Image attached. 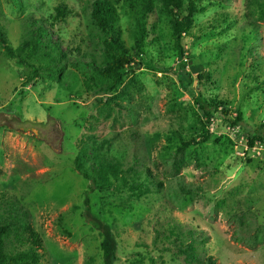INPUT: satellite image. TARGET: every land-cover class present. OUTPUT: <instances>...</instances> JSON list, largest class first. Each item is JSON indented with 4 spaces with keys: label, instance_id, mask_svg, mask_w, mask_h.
<instances>
[{
    "label": "rangeland",
    "instance_id": "obj_1",
    "mask_svg": "<svg viewBox=\"0 0 264 264\" xmlns=\"http://www.w3.org/2000/svg\"><path fill=\"white\" fill-rule=\"evenodd\" d=\"M89 1L0 0V33L15 52L8 56L0 43V195L29 212L43 243L39 264H104L103 237L85 219L87 197L93 214L115 233V264H194L180 252L191 243L217 264H264V144L247 145V135L264 125V0H203L182 40L183 59L156 2L147 24L155 68L130 75L121 87L129 95L115 99L128 110L114 105L111 112L103 102L116 94L89 89L74 66L83 55L86 61L103 59ZM62 3L70 10L63 19L56 11ZM119 12L131 46L132 18L122 5ZM31 18L45 20L70 53L59 81L49 79L41 60L18 50ZM181 65L194 80L209 73L199 90L227 104L226 119L241 113L243 130L218 118L207 124L196 96L179 84ZM31 66L43 68L39 76ZM89 134L98 135V148L82 158L81 141ZM208 134L207 142L177 153L180 140ZM96 154L123 163L127 182L113 176L102 182L93 172ZM78 157L89 177L76 170ZM131 166L143 170L136 182L126 172ZM144 169L164 184L138 196L131 185L145 182ZM25 247L8 246L12 252Z\"/></svg>",
    "mask_w": 264,
    "mask_h": 264
},
{
    "label": "trees",
    "instance_id": "obj_2",
    "mask_svg": "<svg viewBox=\"0 0 264 264\" xmlns=\"http://www.w3.org/2000/svg\"><path fill=\"white\" fill-rule=\"evenodd\" d=\"M159 1V12L169 18L172 26V35L178 49V57H185V49L182 46L184 36L191 33L195 25V15L199 11V4L203 0H90L91 5L90 22L96 31L102 37L103 44V59L97 62L95 58L85 60L86 56L76 59L74 66L79 69L85 76V86L89 89H99L104 94H116L111 100L104 101L105 109L114 111V105L120 111H127V107L116 103V98L119 95H129L128 87L123 91L121 89L124 81L137 70L142 67L154 69L155 66L148 58L147 46L149 31L147 24L149 17L157 12L156 2ZM255 2L260 0H254ZM127 8L133 22V45L129 46L124 39V32L121 27V18L119 6ZM58 17L62 19L70 14V10L65 4H59L56 7ZM45 20L35 21L33 18L28 19L29 29L26 33V38L18 50L24 54L25 58L39 59L44 64V67L49 75L50 80H61L60 74L63 72L69 62L68 52L62 51L59 40H54L51 33L46 27ZM0 43L7 55L15 58V52L3 33H0ZM79 52V51H77ZM74 55V54H72ZM21 64L27 65L25 59L20 60ZM253 66H257V62L253 61ZM33 76H39V72L43 68L38 69L31 66ZM55 68V69H54ZM171 70V69H170ZM176 74L180 79L183 90L194 94L195 104L201 111L208 125L212 124L215 118L223 119L234 130H243L240 127L243 122L241 113L234 119H226L228 110L227 104L219 101L217 98L206 97L198 87L204 85L210 79L208 72L203 71L194 80L192 75L186 71L185 65H181ZM28 80H33L30 77ZM197 83V87L194 83ZM129 86V85H128ZM222 108V109H221ZM203 118V119H204ZM239 132V131H238ZM208 133V132H207ZM248 136L249 147L253 148L254 144H264V125L259 128L252 136ZM98 135H85L81 141L80 150L83 151L82 158L86 156L87 151L91 148L97 150ZM197 139L190 141L180 140V146L177 149L178 154H183L187 148L196 146L199 143H204L209 140L208 135H202ZM76 170L89 177L86 171H83L84 163L78 157L76 159ZM93 172H96L98 177L105 184L110 182L109 177L113 176L116 179L127 182V177L121 176L124 164L116 159H110L107 156L94 157ZM126 172L133 173V180L136 182L140 177L141 172H137L133 166L126 169ZM146 172L145 182L141 185H131L132 193L140 196L151 192V187H157L160 190L163 187V182L152 173L151 169H144ZM182 192L192 194L193 192L184 186H181ZM5 197L0 195V264H39L43 250V243L39 234L34 231L29 212L22 207L19 201L4 200ZM90 199L85 200V219L90 222L103 237L101 248L103 251L104 264H115L118 260V241L111 226L107 224L101 217L96 216L92 212ZM18 243L26 246L24 249L12 252L9 250V244ZM185 256L186 263L194 264H217L216 260L211 257L203 258L198 252L196 243H191L188 247H182L180 251Z\"/></svg>",
    "mask_w": 264,
    "mask_h": 264
},
{
    "label": "built area",
    "instance_id": "obj_3",
    "mask_svg": "<svg viewBox=\"0 0 264 264\" xmlns=\"http://www.w3.org/2000/svg\"><path fill=\"white\" fill-rule=\"evenodd\" d=\"M238 129V128H237Z\"/></svg>",
    "mask_w": 264,
    "mask_h": 264
}]
</instances>
